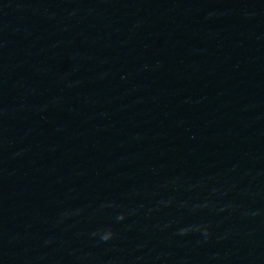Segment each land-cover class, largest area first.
I'll return each instance as SVG.
<instances>
[{
	"label": "water",
	"instance_id": "obj_1",
	"mask_svg": "<svg viewBox=\"0 0 264 264\" xmlns=\"http://www.w3.org/2000/svg\"><path fill=\"white\" fill-rule=\"evenodd\" d=\"M0 264H264V0H0Z\"/></svg>",
	"mask_w": 264,
	"mask_h": 264
}]
</instances>
